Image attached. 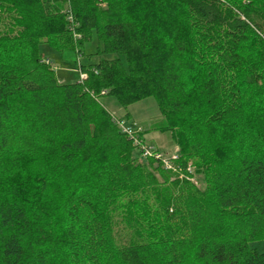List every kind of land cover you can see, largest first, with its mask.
Listing matches in <instances>:
<instances>
[{
    "label": "trees",
    "instance_id": "obj_1",
    "mask_svg": "<svg viewBox=\"0 0 264 264\" xmlns=\"http://www.w3.org/2000/svg\"><path fill=\"white\" fill-rule=\"evenodd\" d=\"M93 32L60 82L40 44ZM107 94L156 98L184 177ZM262 239L264 0H0V264H264Z\"/></svg>",
    "mask_w": 264,
    "mask_h": 264
},
{
    "label": "rangeland",
    "instance_id": "obj_2",
    "mask_svg": "<svg viewBox=\"0 0 264 264\" xmlns=\"http://www.w3.org/2000/svg\"><path fill=\"white\" fill-rule=\"evenodd\" d=\"M99 46L98 35L93 32L92 37L84 43L82 54L73 50L61 51L49 42L41 43L39 49L45 60L50 61L59 81L73 83L82 79L80 72L82 64L89 65L98 62L100 58V55L97 54ZM100 100L113 115L127 119L130 123L142 128L146 144L156 146L166 158L181 155L182 150L172 139L171 133L156 128L164 121V117L154 96L141 99L127 107L123 106L119 99L112 94L102 95ZM134 155L142 157L139 147L135 149ZM198 177L199 175L195 178L197 183L200 181ZM199 184L201 185V182ZM252 245L264 252V239L254 241ZM190 261L191 264H197L192 257Z\"/></svg>",
    "mask_w": 264,
    "mask_h": 264
},
{
    "label": "built area",
    "instance_id": "obj_3",
    "mask_svg": "<svg viewBox=\"0 0 264 264\" xmlns=\"http://www.w3.org/2000/svg\"><path fill=\"white\" fill-rule=\"evenodd\" d=\"M46 62L50 63L49 60H45ZM81 72V78L84 79L86 77V74L80 70ZM114 121L117 123L119 128L126 134H128L131 137L135 138V143L139 145V148L141 149V153L144 157H153L159 162H161L162 166L167 169L171 170L173 172L178 173L181 177H184V173L182 171V168L179 167L176 163L175 160L178 157L174 158H166L153 144L147 145L144 138L141 140L139 139V135L143 133L142 128L136 126L134 123H130L129 120L124 119V118H118L115 115H113ZM188 171L191 170V166H188ZM190 179L194 182H196L195 177H190Z\"/></svg>",
    "mask_w": 264,
    "mask_h": 264
}]
</instances>
